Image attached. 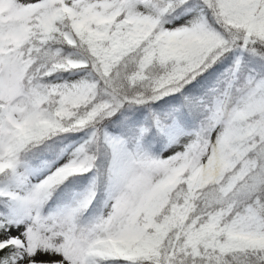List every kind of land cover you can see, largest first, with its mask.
I'll use <instances>...</instances> for the list:
<instances>
[{
	"label": "snow or ice",
	"instance_id": "snow-or-ice-1",
	"mask_svg": "<svg viewBox=\"0 0 264 264\" xmlns=\"http://www.w3.org/2000/svg\"><path fill=\"white\" fill-rule=\"evenodd\" d=\"M0 264H264V0H0Z\"/></svg>",
	"mask_w": 264,
	"mask_h": 264
}]
</instances>
